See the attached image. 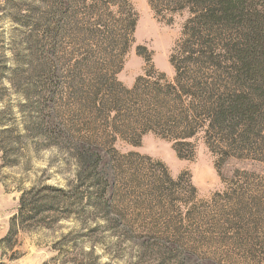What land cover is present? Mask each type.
<instances>
[{"label":"rangeland","instance_id":"obj_1","mask_svg":"<svg viewBox=\"0 0 264 264\" xmlns=\"http://www.w3.org/2000/svg\"><path fill=\"white\" fill-rule=\"evenodd\" d=\"M80 1H72L78 15L54 56L67 83L76 60L94 47L78 39L77 22L90 29L102 26L95 25L97 1ZM125 1L137 25L116 80L127 89L139 78L173 83L172 58L180 62L186 44L191 45L186 34L194 17L190 7L164 11L156 0ZM52 3L0 0V264H183L184 253L194 264H264V99L259 123L245 143L215 132L205 118L195 120L194 136L183 143L152 131L137 146L120 137L114 145L118 159L134 156L119 169L113 209L79 214L82 207H77L55 224L14 229L23 192L45 185L69 189L76 183L70 146L54 138L48 121L57 113L58 124L77 140L88 113L68 85L52 88L47 54ZM252 3L264 10V0H248ZM109 5L106 23L119 9ZM221 52L216 48L213 61L226 72L231 68ZM218 68L207 73L223 75ZM220 79L228 81L225 74ZM262 82L256 90L264 98ZM184 101L191 103L187 97ZM165 170L172 181H181L183 195L178 196L180 185L170 184V197L160 201L131 188L145 186L148 175Z\"/></svg>","mask_w":264,"mask_h":264},{"label":"trees","instance_id":"obj_2","mask_svg":"<svg viewBox=\"0 0 264 264\" xmlns=\"http://www.w3.org/2000/svg\"><path fill=\"white\" fill-rule=\"evenodd\" d=\"M72 1L52 0L48 68L53 73L52 88L57 90L58 85L63 88L68 85L73 97L80 96L88 113L77 140L65 126L58 124L57 113L54 112L48 124L53 126L54 138L70 146L76 164V183L69 189L45 185L23 192L13 225L17 231L25 229L28 223L55 224L69 217L77 207H82L79 214L113 209L119 169L132 163L129 158L134 156L124 155L123 160L128 161L118 159L114 145L120 137L137 146L142 136L152 131L183 143L181 141L194 136L195 120L205 118L215 132L245 143L260 120L259 103L264 98L256 89L264 79V10L259 11L254 3L248 4V0H156L164 11L190 7L194 17L188 22L186 34L191 45L186 44L188 51L180 62L172 58L176 69L173 83L139 78L127 89L115 78L120 57L133 42L137 25L133 11L125 9V0H95L98 8L95 25L102 23L99 28H86L87 23L77 22L82 32L78 39L82 43L91 41L94 47L85 49L82 59L76 60L70 82L62 78L54 56L66 28L78 15ZM108 4L118 5L119 9L108 15L106 23L104 10ZM191 24L193 26L189 27ZM216 48L221 49L220 55L230 64L229 71L224 72L222 66H218L220 63L213 61ZM210 66L219 67L218 71H222L228 81L224 83L219 73L217 76L207 73ZM54 94H50L52 98ZM184 97L190 99L189 106L185 105ZM236 135L238 137L234 138ZM178 154L183 157L179 151ZM167 172H153L148 177L145 174L146 185L134 184L131 188L149 192V197L160 201L170 197L167 193L170 184L180 185L178 196L183 195L186 190L181 187V181H172ZM192 189L195 191L194 187ZM108 221L105 229H109ZM89 254L92 256L93 251ZM181 261L194 264L185 253L181 254Z\"/></svg>","mask_w":264,"mask_h":264}]
</instances>
